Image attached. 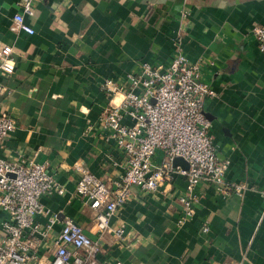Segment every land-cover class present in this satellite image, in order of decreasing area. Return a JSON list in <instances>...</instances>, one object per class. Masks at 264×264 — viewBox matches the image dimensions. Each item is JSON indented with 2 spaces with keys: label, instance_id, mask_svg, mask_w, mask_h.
<instances>
[{
  "label": "crops",
  "instance_id": "1",
  "mask_svg": "<svg viewBox=\"0 0 264 264\" xmlns=\"http://www.w3.org/2000/svg\"><path fill=\"white\" fill-rule=\"evenodd\" d=\"M19 9L0 0V45L11 44L15 58L12 74L0 72V111L16 124L0 157L45 162L63 188L40 197L49 214L35 220L44 227L55 216L49 235L69 216L99 242L97 264H264V54L252 30L264 23V0H34L24 16L33 33L11 28ZM177 52L199 63L214 89L203 104L209 133L229 160L225 180L244 188L198 183L192 214L179 223L184 175L152 191L133 185L111 229L98 233L96 210L76 192L77 167L111 182L126 166L103 124L104 82L127 88L142 62L167 65ZM120 224L122 238L113 231Z\"/></svg>",
  "mask_w": 264,
  "mask_h": 264
},
{
  "label": "built area",
  "instance_id": "2",
  "mask_svg": "<svg viewBox=\"0 0 264 264\" xmlns=\"http://www.w3.org/2000/svg\"><path fill=\"white\" fill-rule=\"evenodd\" d=\"M33 1L18 0L20 9L12 15L13 30L34 32L24 19L25 14H31ZM252 30L264 54V23L254 24ZM14 69L13 47L4 43L0 45V72L10 75ZM128 78L127 88L111 79L104 82L111 97L103 124L112 129L124 152V172L106 182L85 167H77L80 175L76 192L83 204L96 210V231L111 229L109 219L131 196L133 185L152 191L170 182L176 173L186 179L185 191L179 196L183 211L179 223L192 214L198 197L195 187L200 182L212 183L224 193H241L242 183L225 180L229 160L218 157L209 133L210 121L203 104L206 97L214 95V89L201 79L200 64L189 62L177 52L167 65L142 62L139 71ZM126 116L132 121L125 122ZM15 126V119L0 111V145ZM177 156L186 164H175ZM53 190L63 192L45 162L0 157V264H97L99 242L86 236L72 218L63 217L54 238L49 228L55 216L50 215L44 227L35 220L37 213L49 214L40 197ZM113 231L122 238L125 225ZM46 238L54 246L46 243V249L40 252Z\"/></svg>",
  "mask_w": 264,
  "mask_h": 264
},
{
  "label": "water",
  "instance_id": "3",
  "mask_svg": "<svg viewBox=\"0 0 264 264\" xmlns=\"http://www.w3.org/2000/svg\"><path fill=\"white\" fill-rule=\"evenodd\" d=\"M173 162H174L175 164H176V163H181V164H183V165L186 164V162H185L181 157H178V156L174 158Z\"/></svg>",
  "mask_w": 264,
  "mask_h": 264
}]
</instances>
